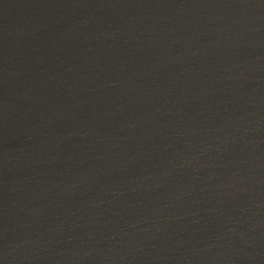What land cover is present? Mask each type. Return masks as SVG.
Segmentation results:
<instances>
[{
  "label": "water",
  "instance_id": "water-1",
  "mask_svg": "<svg viewBox=\"0 0 264 264\" xmlns=\"http://www.w3.org/2000/svg\"><path fill=\"white\" fill-rule=\"evenodd\" d=\"M0 264H264V0H0Z\"/></svg>",
  "mask_w": 264,
  "mask_h": 264
}]
</instances>
